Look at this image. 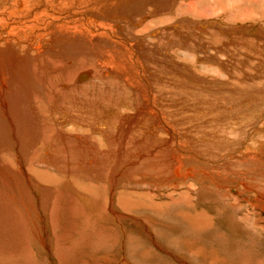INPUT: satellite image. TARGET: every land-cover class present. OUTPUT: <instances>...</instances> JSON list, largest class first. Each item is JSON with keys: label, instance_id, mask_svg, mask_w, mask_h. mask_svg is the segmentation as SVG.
<instances>
[{"label": "rangeland", "instance_id": "1", "mask_svg": "<svg viewBox=\"0 0 264 264\" xmlns=\"http://www.w3.org/2000/svg\"><path fill=\"white\" fill-rule=\"evenodd\" d=\"M151 1L153 2V0ZM151 1L148 0L149 4L145 3L144 6H137L139 9L134 7L136 3L133 4L134 6L123 3L119 7L121 12V15L119 14L121 20L119 21H122L121 24H132L130 26V28L132 27V34H135L133 33L134 26L137 25L136 31H138L147 28L148 24L151 23L149 20L153 19L156 22L158 19L156 24L152 22L153 26L149 27L159 28L160 34H157V38L156 36L155 38L148 36L146 39L145 37L142 38V46L144 47L142 52H145V56H152L153 58L151 57L146 63H144V59L137 65L135 70L138 73L137 77H141L142 68L149 69V74H151L149 78L150 88L154 90L153 97L156 100L158 99L157 101L161 100L163 104H168L165 107H167L169 116L180 119V121L184 120L183 126L179 125V128H182L180 130L189 129L188 133H191L189 140L192 141L197 152L205 157L208 156V161H206L208 164H210L209 159L214 160V157L212 153L208 154L205 151L203 143L197 144V142L201 140L200 135L209 132L214 126L217 127L215 122L211 121L212 115L208 114L211 111L210 107L213 105H211L212 101L219 103L215 115L221 114V105H223L224 112L233 116L234 121L235 117L237 118L238 123L240 122L238 125L243 128L246 135L253 136L252 139L264 145V133L262 132L264 129L263 126L258 127L262 124L260 122L263 121L262 118L264 117V16H258L261 15L260 12L255 14L257 16H253L254 14L251 13H246L245 16L232 14V11L224 5L218 13L210 11L209 6L211 5H208L210 2L220 4L224 0H221L222 2L220 0H168L171 6L170 11L158 10L157 8V14L153 17L148 15V17L142 12L148 14V11H153L156 8L155 2L160 3L166 0H154V4ZM137 3L140 5V1H137ZM181 4L186 7L179 8L178 5ZM193 5L197 6V10L200 12L196 11ZM263 9L264 7H262ZM193 11H196V13ZM196 14L201 15L200 18ZM182 17L195 25L198 23L194 21L205 22V20L212 21L214 19L224 29L217 30L209 26L199 31L184 26L182 28L179 23V19ZM167 23L173 26L179 23L180 27H175L174 31L176 33L181 31L183 34L186 32V37L188 36L190 39L187 40L192 42L191 49L193 52L191 51L189 55L183 53L179 47H168L169 51H167L172 54L170 55L174 58L173 63L177 65L175 70L172 69L176 71L175 73L170 68L166 71L167 67L165 71L163 70L166 65L163 56L165 39L169 38L171 33L168 31L165 38V32L161 28L168 25ZM200 31H204L203 34ZM158 36L163 38L161 39ZM174 38L177 39V36L174 35ZM139 40H137L138 45L141 46L140 42L142 41ZM148 43L149 45H147ZM150 43L151 47L148 50ZM161 45L164 48L161 49ZM152 46L158 47L159 52L156 51L157 48H152ZM209 55L218 57L217 60L221 63V65L218 63V67L221 66L220 71L223 74L211 72L207 69L208 66L214 67L215 65L209 59L207 62L203 61ZM199 61L204 63L201 64ZM185 74L189 75V78L185 77ZM193 77L212 81V84H209V86L204 85L198 80H193ZM139 81L140 79L135 78V82H132V84H138ZM239 82L240 86H238ZM18 97L17 100H26V97L23 98L21 93ZM207 100L209 101L206 102ZM257 116H260L259 120ZM29 119L31 120V117ZM131 121H133L132 123L135 122L134 119H131ZM226 122L225 124L220 122L222 126L217 129L222 130L223 126L227 127L229 120ZM255 123L256 125H254ZM253 126H257L255 131ZM252 129L254 133L250 132ZM258 129L260 130L258 131ZM131 133L134 138L138 136V132L134 129ZM160 134L166 136L165 132ZM93 135L99 137V135ZM1 136L6 138L4 134H1ZM98 137L95 138L96 142L99 141ZM129 142L132 141L129 140ZM120 143L122 144V142ZM38 144V141L33 144L37 150L32 147L26 149L22 147L20 154L25 173L34 178L41 186L37 187L36 190L30 189V192L27 189V194L18 185L16 177L10 170L4 174L10 179H7V181L1 180L0 183V264H264V213L261 211L258 214L260 216H258V219L262 221L253 222L256 218L252 215V212H256V210L251 205L244 203L245 201L242 198H248L249 196H243L247 194L245 192L242 195L243 188H240L239 181L243 179H241L242 176H239L240 179L238 177L240 172L243 176L247 173L246 175L250 177L251 186L257 184L259 187H264V157L257 158L256 161L227 164L228 169L223 172H226L227 179L229 178L228 187L221 189L223 191L230 190L229 195L233 197L237 194H233L232 189L239 191L241 197H238V195L237 197L240 202L236 204L231 197L222 199L209 196L210 199L209 197L206 199L200 195L201 193H191L194 188L200 187L201 184H207V187L203 186L206 187V190L212 186L209 188L212 190V183L204 176L200 177L199 182L197 180L195 185L191 180H188L177 188L160 187L158 183L155 185L151 183L140 184L141 186H139L135 182L132 185L133 178L138 181L142 178L144 181V178L155 179L158 176L150 172V175L144 173L143 177L141 173L145 169H141L143 162L140 160H137L141 163H137L135 168L132 166L133 170L130 168V177L127 176L128 178L125 176V167L122 163L119 166L116 163V166L112 165L113 176L117 170L124 176L115 179L116 183L111 192L109 191L111 189L109 183L111 163L118 159L114 151L102 154L104 161L100 163L99 169L102 168L103 177L99 181L96 178L84 177L81 174H79L81 176H78L77 174L72 175L70 172L61 171L63 168L74 167L71 164L68 165L67 152L51 154L49 159V156L42 155V150L39 151ZM102 147L103 145H100V153H105L107 149L103 147L105 149L103 152ZM255 151L258 153L257 147ZM217 153L216 156L220 155L221 157L227 154L226 150H219ZM3 155L9 165L11 164L14 167V156L10 155L9 157L6 153ZM43 156L51 161L45 160ZM35 161L39 163H35ZM50 163H54L58 167L56 171L47 166ZM220 163L222 164L223 161ZM232 169H234L233 172ZM163 173L164 177L167 176L165 170ZM232 177L233 182L231 181ZM142 179L140 183L143 182ZM63 180L72 183L71 185L76 191V193H73L72 190H67L74 197L72 200L66 198L68 194L58 193L59 183ZM21 181V183H24L23 179ZM24 185L26 184L24 183ZM46 187L54 190L47 193L43 191ZM184 191L190 192L189 200L191 199L192 207L188 206L186 208L183 202L179 201L180 194L185 193ZM77 193L79 194L78 197L76 196ZM86 196L91 197V199H88L90 205L86 202ZM28 197L31 199L30 204L27 200ZM111 198L113 200L112 208L115 211L119 210L117 212L119 217L117 218H114L112 214L110 215L108 210L111 206L109 204ZM174 199L176 202L169 203ZM21 200L22 203L26 201L29 204L28 211L25 210L24 205L23 207L19 205ZM69 201L70 206L72 205L70 209L66 205L65 207L62 206ZM232 204L237 206L233 207ZM194 208L206 214L203 217L206 216L205 220L202 219V221L204 220L203 222L207 224L201 222L203 227H197L198 229L195 228L193 231L192 227L183 220V215L180 213L181 211H189V213L194 214L192 211ZM67 211H69V214ZM247 214L250 216L248 217ZM55 215L58 217H56L57 219ZM61 215L65 219H61L62 221L59 222ZM98 220L99 222H97Z\"/></svg>", "mask_w": 264, "mask_h": 264}, {"label": "bare ground", "instance_id": "2", "mask_svg": "<svg viewBox=\"0 0 264 264\" xmlns=\"http://www.w3.org/2000/svg\"><path fill=\"white\" fill-rule=\"evenodd\" d=\"M137 1H140V5H138ZM147 1L148 0H0V162H2L0 166V183L1 180L7 181V179H10L4 175L6 174L5 172L10 170L13 172L14 177H16L18 185H20L26 193L28 192L26 191L27 189L30 192V189L36 190L38 189L37 187L41 186L40 184L38 185L34 178L25 173L24 163L20 154V149L22 147L25 149L30 147L36 149L33 144L38 141L39 144L37 148L39 151L42 150V155L46 157L55 153L67 152L68 165L71 164L74 167L69 169L63 168L61 171L70 172L72 175L77 174L78 176L82 175L84 177H92L93 179L96 178L99 181H101L100 178L103 177L102 168L99 169L101 166L100 163L104 161V156L102 154H106L107 152L112 153V151H114L118 159L111 163L109 181L111 186L109 191L111 192L116 183L115 179L124 176L121 175L118 170L113 176L112 165L119 166L122 163L125 167V176L130 177V168L133 170L137 163L143 162L142 164L144 167L141 165V169H145L144 172L141 173L143 177L144 173L150 175V172L158 176L155 179L144 178V181L141 178L143 181L141 183V179L138 181L133 178L134 182L132 181V185H134L135 182H137L139 186L150 183L155 185L158 183L160 187L177 188L180 184L188 180H191L195 185L196 181L204 176V178L212 183V190L209 189L212 186L208 187V190H206L207 184H201V186L199 185L200 187L194 188V191L191 193H201L200 195L206 199H208L209 196H211V198L220 197L222 199L231 197L235 201L234 203L237 204L240 202L238 201V197H241V194L239 195L238 193L239 191L237 192L235 189H232L234 191L232 193L238 195V197L237 195L233 197L229 195L231 192L230 190L226 189L223 191L221 189L228 187L227 184L229 181L226 172L223 171L228 169L227 164L233 162L256 161L257 158L264 157V145L252 139L251 137L253 136L246 135L243 128L238 125L240 122L238 123L237 118L235 117L234 121L233 116L227 115V113L224 112L223 105H221V114L218 116L215 115L219 103L212 101V107L209 106L211 111L205 113L212 115L211 121L215 122L217 127L214 126L209 132L200 135L201 140L197 142V144L203 143L205 151H207L208 154L212 153L214 160L212 158L209 159L210 164H208L206 162L208 161V156L205 157L194 149L192 141L189 140V136L191 135V133H188L189 129L183 127L184 130L181 131L180 129L182 128H179L180 124L183 126L184 120L180 121V119H174L173 116H169L167 107H165L168 106V104H163L161 100L157 101L158 99L156 100V98L153 97L154 90L150 88L149 78L151 74H149V69L142 68L141 77H137L138 73L135 72L137 65L140 64L141 61L145 59L144 63H146L152 57L145 56V52H142L144 49L142 46V38L145 37L146 39L147 36L154 38L156 36L157 38V34L160 32L158 31L159 28L153 29L149 27L153 26L152 22L156 24L158 19H155L156 22L153 19V21L149 20L151 23H147V28H139L140 30L138 31H136L137 25L134 26L133 33L135 34H132V27L130 28L132 24H121L122 21H119L121 20L119 7L122 6L123 3H127L129 6H134L136 3L134 7L139 9L138 7L141 5L144 6L143 4L145 3L149 4ZM151 3L154 4V0L153 2L151 1ZM208 5H211L209 7L211 9L210 11L213 13L221 11L224 5L232 11V14L245 16L246 13H251L254 14L253 16H257L255 14L260 12L259 14L261 15L258 16H264V9L262 10V7H264V0H224L223 3L220 4L217 2H210ZM155 6L156 8L153 11L147 10L148 14L142 13L145 16L150 15L153 17L157 14V8L158 10L161 9L165 11H170L169 9L171 8L168 0L160 3L155 2ZM178 6L180 8L184 5L181 4ZM185 7L186 6H184V8ZM194 7L196 11L200 12L197 10V6ZM196 11L193 12L196 13ZM200 16L201 15H197L199 18ZM194 22L198 24L195 25L184 17L179 19L181 27L184 26L197 29L198 31L204 30L208 26L214 27L217 30L224 29L218 22L214 21V19L212 21L205 20V22H201L198 20ZM179 23L175 26L167 23L168 25L161 28L165 32V34L163 33L164 36L168 31L171 33L169 38L165 36L166 43L163 56L165 57L164 62L166 65L163 67L164 71L166 67V71L168 68L171 70L177 68L176 63H173L174 58L171 56L172 54L170 53V55L168 53L169 48H173L174 46L179 47L183 53H187L188 55L191 51L193 52L191 49L192 42L187 40L189 38L188 36L186 37V32L183 34L179 31L178 34L174 31L175 27H180ZM174 35L177 36V39L174 38ZM187 35L189 34L187 33ZM139 39L142 41L140 42L141 46L138 45ZM147 45H149V43ZM162 45L161 49L164 48ZM150 47L151 43L150 46L146 48L149 50ZM153 47L157 48L156 51L159 52L158 47L152 46V48ZM208 59L215 65L214 67L208 66L207 69L211 72L223 74L220 71L221 66L218 67V57L209 55V57L205 58L203 61L207 62ZM199 62L201 64L204 63L202 61ZM219 65H221V63H219ZM175 72L176 71H173V73ZM184 76L189 78L187 74ZM135 78L140 79L138 84H132V82H135ZM193 80H198L207 86L212 84V81H206L199 77H193ZM238 86H240V82ZM20 93L23 94V98L26 97L25 101L17 100ZM86 94L87 96H85ZM158 96L159 94L157 97ZM172 98L174 97L172 96ZM208 101L209 100L206 102ZM30 117L31 120L29 119ZM257 117L259 120L260 116ZM131 119H134L135 122L132 123L133 121H131ZM262 119L263 121L260 122L262 124L258 127L260 128L263 126L264 129V117ZM228 120V126H223V128H221L222 130H219L222 126L221 123L225 124ZM256 123L254 125H256ZM256 128L257 126H253L254 131ZM133 129L138 132V136H135L136 138L131 136V131ZM253 129L250 131L251 133H254ZM259 130L260 129H258V131ZM162 132H165L166 136L161 135L160 133ZM262 132L264 133V130H262ZM1 134H4L6 138H3ZM93 134L99 135V137L96 136L98 137V142H96V137ZM129 140L132 142H129ZM117 141L122 142V144ZM100 145L106 147L107 150L105 153H100ZM103 147L102 149L104 152L105 149ZM256 147L258 153L255 151ZM219 150H226L227 156H216ZM5 153L9 157L10 155L14 156V167L11 164L9 165L7 160L4 159L3 154ZM49 159L46 158L45 160ZM137 160L141 162H137ZM219 161H223V163L221 164ZM36 162L37 161H35V163ZM47 166L54 171L58 168L54 163L47 164ZM128 169L130 170L128 171ZM164 170L167 174L165 177L163 176ZM233 171L234 169H232V172ZM240 173L238 177L242 176L241 179H243L239 181L240 188H243V191L241 190L243 192L242 195L245 192L247 194L243 196L247 195L250 197V199L249 197H244L242 199L245 201L244 203L251 205L252 208L256 210V212H252V215L256 218L253 222L256 223V221L261 220L258 219V214L261 213V211L264 213V187H259L257 184L251 186L250 177L246 175L247 173L244 174L245 176ZM20 179H23L26 185L21 183L22 181ZM231 181H234L233 177ZM71 184L67 180L61 181L58 191V193L63 195L68 194L66 198L70 200L74 197L71 193L67 192V190H72L73 193H76ZM194 185L192 184V186ZM203 186L206 187L204 188ZM52 190L54 189L47 187L43 189V191L47 193L52 192ZM189 193L190 192L182 193L180 194L181 199L179 198V201H182L186 208L192 205L190 203L191 199L189 200ZM61 194L59 195L62 196ZM207 194L208 196H206ZM78 195L77 193L76 196L78 197ZM29 197L27 200H29L28 203L30 204L31 199H29ZM86 199L87 204L90 205L88 199H91V197L86 196ZM112 201L111 198L109 201L111 206L108 210L110 215L112 214L114 218H117L119 217L117 213L119 210L115 211L114 208H112ZM173 202H176L175 199L171 202L169 201V203ZM28 203L26 201L22 203L21 200L19 205L22 207L24 205L25 210L28 211L30 207ZM236 204H232L234 205L233 207H236ZM65 205L69 209L72 206H70V201L64 203L62 206L65 207ZM192 211L194 214L189 213V211H181L180 214L183 215V220L186 224L188 223L194 231L195 228L198 229L197 227H203L201 222L205 220L206 216L205 218L203 217L206 214L195 208ZM67 213L69 214V211H67ZM245 214L243 215L245 216ZM249 216L250 215H248V217ZM56 217L55 215V218ZM61 219L64 220L65 217L61 215L58 221L61 222ZM202 219L204 220L202 221ZM99 220L97 222H99Z\"/></svg>", "mask_w": 264, "mask_h": 264}]
</instances>
